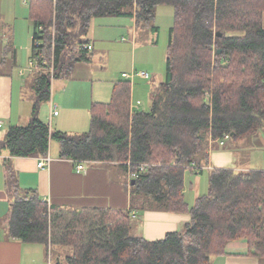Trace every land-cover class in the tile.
<instances>
[{"label": "trees", "instance_id": "trees-1", "mask_svg": "<svg viewBox=\"0 0 264 264\" xmlns=\"http://www.w3.org/2000/svg\"><path fill=\"white\" fill-rule=\"evenodd\" d=\"M162 4L173 6L174 23L165 76L152 89L149 110L130 108L132 82L123 77L109 102L92 104L88 131H51L40 108L51 98L52 80L38 72L31 119L11 126L0 150L43 156L55 140L61 158L135 173L133 195L163 210L189 212L191 221L147 240L131 233L129 212L49 205L36 190L21 188L11 172L8 234L42 244L50 254L63 246L66 255L56 264H209L239 239H246L249 254L264 257V171L213 168L208 191L193 205L184 190L187 169L202 172L208 164L209 138L228 133L238 140L264 127V0H30L34 52L42 40V51L55 54V77L65 76L77 63L92 61L93 46L82 37L94 18L135 17L138 28L158 31Z\"/></svg>", "mask_w": 264, "mask_h": 264}, {"label": "crops", "instance_id": "crops-1", "mask_svg": "<svg viewBox=\"0 0 264 264\" xmlns=\"http://www.w3.org/2000/svg\"><path fill=\"white\" fill-rule=\"evenodd\" d=\"M26 3L29 6L28 0ZM28 18L30 19L29 14ZM131 18L134 21L136 31L134 37H137L139 34L137 30L139 29L135 17ZM31 27L28 25V29L25 30L26 33L28 31L30 34V47L27 46L28 38L21 43H14L11 36L4 38L3 53L10 54V58L1 59L0 67L11 65L10 69L12 70L18 65L19 47L21 48V57L28 54L29 62V66L28 64L24 65L25 67L19 66V74H29L33 76L34 81V75L38 72L29 70L30 60L35 54L33 23ZM14 38L16 39V35ZM8 42L11 43L12 48L7 54L5 50L9 47ZM46 52L48 53V51ZM88 63H77L69 74L66 73L65 79L53 83L51 81V98L48 102L43 103L40 108V118L49 124L51 131L76 134L88 131L91 127L92 104L111 100L114 86L119 79L112 80L110 77L102 81L93 79L90 74H85L82 77L74 74L82 68V64ZM8 70L1 71L0 69V128L6 127L5 130L0 131V141L4 139L11 126H25L29 123L32 116L33 101L36 97L34 87L32 96L26 101H24V97H21V93L16 95L15 79L10 75L11 71L8 73ZM25 84L24 79L19 80L18 85L21 88H24ZM134 94L135 87L132 86L131 104H133V110L138 108L136 101H134ZM55 107L59 111L57 115L54 114ZM251 138L248 143L254 146V151L264 148V129L252 135ZM228 140L233 139H227L224 145H220L218 140L209 138L207 147L209 157L208 164L205 166L207 169L230 168L238 171H264V159L254 166L251 165V159L249 164H238V154L242 152L239 148L241 139L233 140L236 144H230L231 147L227 146ZM55 142L57 141H51L49 153L43 156H12L8 149L0 150V264H51L50 259L53 258L54 253L60 248L63 253L64 249L63 246H56L54 253L50 254L42 244L23 242L9 236L8 221L13 206V199L8 186L11 172L16 174L21 188L36 190L40 198L48 202L49 205L59 208H103L129 212L131 219L138 220L133 224L131 223V233L147 240H159L164 238L168 232L181 231L191 221L192 217L189 212L163 210L157 208L148 197L133 195L131 193L130 175L118 165L87 161L85 171L78 172L73 160L60 157V145ZM45 156H48L50 161L44 168L39 167V161ZM253 162L256 163V161ZM191 170L194 171L192 167ZM139 209H142V212ZM61 257L63 256L59 255L58 259ZM262 260L263 258L259 256L249 254L246 239H239L228 242L225 255L213 257L209 264H261Z\"/></svg>", "mask_w": 264, "mask_h": 264}, {"label": "rangeland", "instance_id": "rangeland-1", "mask_svg": "<svg viewBox=\"0 0 264 264\" xmlns=\"http://www.w3.org/2000/svg\"><path fill=\"white\" fill-rule=\"evenodd\" d=\"M30 2V0H28ZM29 6L26 0H0V60L4 57L10 58L9 55L3 53L4 38L11 36L15 42H23L24 39H29L27 46L30 47V34L25 32L28 25L32 28V23L28 18ZM174 23V8L172 5L162 4L157 7L156 18L154 24L158 26V31L153 32L150 28H138L139 34L134 37L136 33L134 29V21L128 16H101L94 18L90 31L83 36L84 40H89L92 43L93 49L90 50L92 54V61L88 64H82V68L74 74L82 77L85 74L92 75L95 80L105 81L110 77L112 80L123 78L122 73H131L134 69L147 71L150 78L136 77L130 79L132 86L135 87L134 101H141L138 104V109L147 111L151 108V92L155 85L164 79L166 72V54L169 42V28ZM14 33V34H13ZM16 35V39L14 38ZM9 47L5 52L8 54L11 49V43L8 42ZM18 65L12 70L11 65L0 67L2 70L11 71L10 75L15 79L16 95L21 93L26 101L32 96L34 81L33 76L20 75L19 66H26L28 62V54L21 57V48H19ZM24 66V67H25ZM29 66V64H28ZM134 69L132 70V68ZM63 75H66L62 73ZM25 80L24 88H21L19 80ZM65 79V76L60 78H53L52 83ZM47 105V104H45ZM130 104V108L132 109ZM6 127L0 128L5 130ZM264 129V127H263ZM252 136L241 138L239 144L242 151L239 156L238 164L258 165L264 159V148L254 151V146L249 144ZM57 143V142H55ZM227 146L236 144L233 140L227 141ZM58 144V143H57ZM219 147V146H217ZM231 147V146H230ZM223 149V148H221ZM216 150V149H215ZM253 161H256L253 162ZM209 172L210 169L204 168L202 172L191 168L185 172V200L188 204L193 205L198 196L205 194L209 187ZM142 212V209H139ZM141 218V216H140ZM138 220L131 219L133 224ZM66 250L60 248L51 257V264H56L59 255L63 256L59 259H64ZM262 258V257H261ZM264 264V257L261 262Z\"/></svg>", "mask_w": 264, "mask_h": 264}, {"label": "built area", "instance_id": "built-area-1", "mask_svg": "<svg viewBox=\"0 0 264 264\" xmlns=\"http://www.w3.org/2000/svg\"><path fill=\"white\" fill-rule=\"evenodd\" d=\"M42 46H43V42L40 39H37L35 41V54L33 55V57L30 60V67L29 70L31 72H42L45 71L46 73L50 74L51 80L53 78H55V62H54V53H45L44 51H42ZM87 47L89 49H92V45H87ZM140 75L143 77H150L149 73L147 71H143V70H134L131 73H127L124 72L123 73V77L124 78H128V79H134L135 76ZM138 104H141V101L138 100L137 102ZM135 103V104H136ZM56 108V107H55ZM59 113V111L57 110V108L54 111V114L57 115ZM230 138V134L226 133L224 135V137L222 139H219V143L220 145H224L225 144V140ZM50 161V158L48 156H45L43 158H41V160L39 161L38 165L39 167H45L48 162ZM86 160L83 161H78L76 163V169L78 172H82L85 171L86 168ZM145 165H142L141 168H144ZM130 178L131 177H136V174L133 173H129Z\"/></svg>", "mask_w": 264, "mask_h": 264}, {"label": "water", "instance_id": "water-1", "mask_svg": "<svg viewBox=\"0 0 264 264\" xmlns=\"http://www.w3.org/2000/svg\"><path fill=\"white\" fill-rule=\"evenodd\" d=\"M217 35H218V36H221L222 34H221V33H218ZM134 183H135V181L132 182V184H134Z\"/></svg>", "mask_w": 264, "mask_h": 264}, {"label": "bare ground", "instance_id": "bare-ground-1", "mask_svg": "<svg viewBox=\"0 0 264 264\" xmlns=\"http://www.w3.org/2000/svg\"><path fill=\"white\" fill-rule=\"evenodd\" d=\"M54 57H55V54H54Z\"/></svg>", "mask_w": 264, "mask_h": 264}]
</instances>
